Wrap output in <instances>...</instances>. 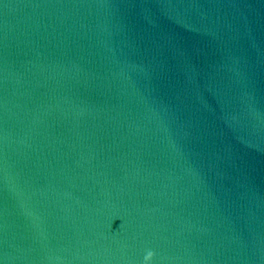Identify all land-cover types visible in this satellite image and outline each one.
I'll return each mask as SVG.
<instances>
[{"label": "water", "instance_id": "95a60500", "mask_svg": "<svg viewBox=\"0 0 264 264\" xmlns=\"http://www.w3.org/2000/svg\"><path fill=\"white\" fill-rule=\"evenodd\" d=\"M0 264H264V0H0Z\"/></svg>", "mask_w": 264, "mask_h": 264}, {"label": "clouds", "instance_id": "9594fccd", "mask_svg": "<svg viewBox=\"0 0 264 264\" xmlns=\"http://www.w3.org/2000/svg\"><path fill=\"white\" fill-rule=\"evenodd\" d=\"M152 255H153V253H152V252H149V253L147 254L146 259H150Z\"/></svg>", "mask_w": 264, "mask_h": 264}]
</instances>
